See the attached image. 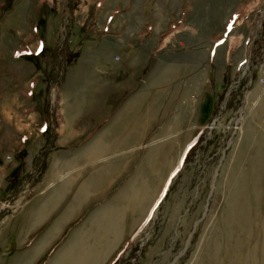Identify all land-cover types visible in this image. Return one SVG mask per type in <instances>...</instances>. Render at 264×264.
I'll use <instances>...</instances> for the list:
<instances>
[{
    "label": "rangeland",
    "instance_id": "rangeland-1",
    "mask_svg": "<svg viewBox=\"0 0 264 264\" xmlns=\"http://www.w3.org/2000/svg\"><path fill=\"white\" fill-rule=\"evenodd\" d=\"M91 37L98 48L109 40L112 53L115 43L139 59L193 49L204 61L197 74L204 92L193 99L194 84H187L188 108L171 135L157 134L141 150L139 185L131 191L135 217L138 188L139 226L130 235L137 222L125 216L129 237L111 264H264V0H0V122L4 109L21 110L4 97L30 99L27 140L34 148L48 121L46 147L25 175L29 185L39 181L53 147L57 86ZM25 155L8 177L0 221L26 203L16 205L19 183L13 188ZM68 252L67 245L60 256ZM67 257L63 262L76 259Z\"/></svg>",
    "mask_w": 264,
    "mask_h": 264
},
{
    "label": "crops",
    "instance_id": "crops-1",
    "mask_svg": "<svg viewBox=\"0 0 264 264\" xmlns=\"http://www.w3.org/2000/svg\"><path fill=\"white\" fill-rule=\"evenodd\" d=\"M97 39L84 41L57 86V112L50 120L53 147L37 183L29 185L25 175L46 147L42 136L48 121L37 134L40 145L33 148L27 140L33 119L27 111L30 99L2 101L21 110L4 109L0 122V202L9 195L8 177L20 165L19 154H26L13 184L14 188L19 183L16 205L23 199L26 203L0 221L3 264H85L88 254L90 264H111L129 237L125 216L131 224L137 222L130 235L139 226L138 188L135 217L131 191L135 183L139 185L141 150L151 146L157 134L171 135L177 114L188 108L182 98L188 95V86L194 84L193 99L204 92L197 75L204 69L202 51L200 60L193 49L139 59L135 50L124 51L115 43L117 51L112 53L109 40L104 49L98 48ZM189 68L192 71L183 72ZM32 86L29 82L26 88ZM190 102L195 103L191 98ZM39 117L34 115L35 120ZM107 216L111 218L102 224L100 219ZM67 245L71 249L67 256L74 254L76 259L63 262L67 256L60 253Z\"/></svg>",
    "mask_w": 264,
    "mask_h": 264
},
{
    "label": "trees",
    "instance_id": "trees-1",
    "mask_svg": "<svg viewBox=\"0 0 264 264\" xmlns=\"http://www.w3.org/2000/svg\"><path fill=\"white\" fill-rule=\"evenodd\" d=\"M44 51H45V48H44L43 50H41V52H40V53H42V52L44 53ZM76 56H77V54H76ZM71 61H72V60H71ZM73 61H74V60H73Z\"/></svg>",
    "mask_w": 264,
    "mask_h": 264
}]
</instances>
